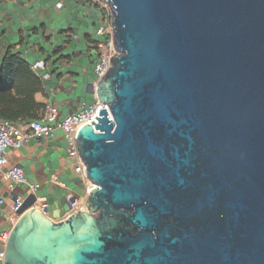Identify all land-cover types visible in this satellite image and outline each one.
I'll use <instances>...</instances> for the list:
<instances>
[{"label": "water", "instance_id": "water-1", "mask_svg": "<svg viewBox=\"0 0 264 264\" xmlns=\"http://www.w3.org/2000/svg\"><path fill=\"white\" fill-rule=\"evenodd\" d=\"M105 1L86 208L54 221L28 196L3 264H264V0Z\"/></svg>", "mask_w": 264, "mask_h": 264}, {"label": "crops", "instance_id": "crops-1", "mask_svg": "<svg viewBox=\"0 0 264 264\" xmlns=\"http://www.w3.org/2000/svg\"><path fill=\"white\" fill-rule=\"evenodd\" d=\"M101 20V8L91 0H0V57L8 48L18 52L44 80L46 95L38 98L51 100L63 118L96 100L92 93L98 82L95 29ZM22 123H17L20 129ZM7 160L0 167V192L5 199L0 205V236L6 235L0 238V251L5 250L7 235L19 217L12 210L16 196L25 200L35 195L34 206L54 221L70 214L69 197L79 209L86 208L93 184L76 171V159L60 127L26 146L10 149ZM14 167L23 169L26 182L7 178L6 172Z\"/></svg>", "mask_w": 264, "mask_h": 264}, {"label": "built area", "instance_id": "built-area-1", "mask_svg": "<svg viewBox=\"0 0 264 264\" xmlns=\"http://www.w3.org/2000/svg\"><path fill=\"white\" fill-rule=\"evenodd\" d=\"M98 4L102 12V20L95 29L96 46L94 53L96 56L95 73L97 79L102 78L108 71L111 65L112 56L118 54L115 42L113 40L112 26V11L110 5L105 0H91ZM63 3L59 2L58 6L62 7ZM44 78H48L49 74L44 73ZM108 104L99 101L96 97L94 103L83 105L77 111H73L63 118H59V108L51 102L47 103L46 109L41 119L23 122V129L18 127V124L10 120L0 119V167L6 165L7 156L10 149L21 148L28 145L34 138H44L50 135L54 127H60L64 136L70 144V154L76 159V171L80 175L85 176V166L79 154L76 142V134L79 126L84 123L96 122V116H99L101 109H108ZM6 176L18 183L26 182L25 173L22 168L14 167L6 172ZM33 190L38 188V185H29ZM90 191V189H89ZM24 200L20 196H16L12 210L18 214ZM71 205V213L79 210V205L73 197H69ZM5 203V199L0 192V205ZM2 234L0 238H5ZM4 251H0V257L3 258Z\"/></svg>", "mask_w": 264, "mask_h": 264}, {"label": "trees", "instance_id": "trees-1", "mask_svg": "<svg viewBox=\"0 0 264 264\" xmlns=\"http://www.w3.org/2000/svg\"><path fill=\"white\" fill-rule=\"evenodd\" d=\"M42 77L18 52L8 48L0 57V119L27 122L41 119L47 101Z\"/></svg>", "mask_w": 264, "mask_h": 264}]
</instances>
